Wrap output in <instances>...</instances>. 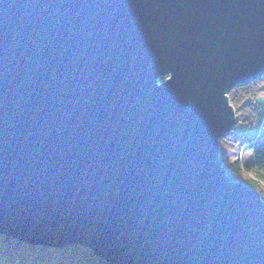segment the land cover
<instances>
[{"label": "water", "instance_id": "water-1", "mask_svg": "<svg viewBox=\"0 0 264 264\" xmlns=\"http://www.w3.org/2000/svg\"><path fill=\"white\" fill-rule=\"evenodd\" d=\"M262 74L264 0H0V233L264 264V199L219 158Z\"/></svg>", "mask_w": 264, "mask_h": 264}, {"label": "trees", "instance_id": "trees-1", "mask_svg": "<svg viewBox=\"0 0 264 264\" xmlns=\"http://www.w3.org/2000/svg\"><path fill=\"white\" fill-rule=\"evenodd\" d=\"M264 77L241 82L227 91L236 114V123L243 121L248 125L259 122L261 113L255 103L258 93L264 91V86L259 81ZM234 129V128H233ZM234 144L248 142V147L253 148L251 161L241 164L236 160L230 162L228 156L220 148L219 158L225 165L226 172L232 180L242 181L260 191L264 198V189L260 184L247 176L250 171L264 182V136L254 134H239L234 130L226 137ZM0 264H111L104 258L96 255L94 251L82 244L68 245L61 248L35 245L26 243L18 238L0 234Z\"/></svg>", "mask_w": 264, "mask_h": 264}, {"label": "rangeland", "instance_id": "rangeland-1", "mask_svg": "<svg viewBox=\"0 0 264 264\" xmlns=\"http://www.w3.org/2000/svg\"><path fill=\"white\" fill-rule=\"evenodd\" d=\"M167 76H168V74L161 76L158 82H160V83L163 82ZM261 77H264V74H262ZM226 94H227L228 101H229L230 105L233 107V104L229 99L228 93H226ZM254 101H255L256 105L259 107V111L261 113V118H260L259 122L255 126L248 125L243 121L237 122V123H235L234 131L239 133V134H245L246 132H248L249 134H254L257 137H263L264 136V97H261L258 95ZM233 109H234V107H233ZM234 111H235V109H234ZM259 132H262V133H260V135H257V133H259ZM226 137H222L219 139V147L223 151H225V153L228 155V160L230 162H234V161L238 160L243 165V164L252 160L253 148L248 147L246 142L234 144L231 140H228ZM246 175L249 176L250 178H252L253 180L257 181L258 184H260L259 188L264 189L263 180H261L256 174L248 171ZM234 181H236V180H234ZM237 182H241V183L248 185L247 183L242 182V181H237ZM248 186H250V185H248ZM254 189H256V188H254ZM256 190L260 193V191L258 189H256ZM260 195H261V193H260ZM261 197H262V195H261ZM35 245H40V244H35Z\"/></svg>", "mask_w": 264, "mask_h": 264}, {"label": "clouds", "instance_id": "clouds-1", "mask_svg": "<svg viewBox=\"0 0 264 264\" xmlns=\"http://www.w3.org/2000/svg\"><path fill=\"white\" fill-rule=\"evenodd\" d=\"M260 85L264 86V79L259 81ZM259 96L264 97V92L258 93ZM257 123L254 121L252 126H255Z\"/></svg>", "mask_w": 264, "mask_h": 264}, {"label": "bare ground", "instance_id": "bare-ground-1", "mask_svg": "<svg viewBox=\"0 0 264 264\" xmlns=\"http://www.w3.org/2000/svg\"><path fill=\"white\" fill-rule=\"evenodd\" d=\"M235 118H236V114H235ZM234 127H235V125H234ZM234 127H232V129H230V131H232V130H234L233 128ZM230 133V132H229ZM260 133H262V132H259V133H257V135H260ZM236 143H240V142H236ZM235 143V144H236ZM246 144L248 145V142H246ZM220 148V147H219ZM225 152V151H224ZM226 154V153H225ZM227 155V154H226ZM228 156V155H227Z\"/></svg>", "mask_w": 264, "mask_h": 264}]
</instances>
